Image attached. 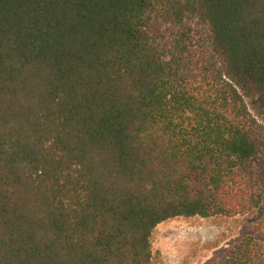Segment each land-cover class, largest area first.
Returning a JSON list of instances; mask_svg holds the SVG:
<instances>
[{
    "label": "trees",
    "instance_id": "16d2710c",
    "mask_svg": "<svg viewBox=\"0 0 264 264\" xmlns=\"http://www.w3.org/2000/svg\"><path fill=\"white\" fill-rule=\"evenodd\" d=\"M252 112L264 0H0V264H161L159 224L256 212Z\"/></svg>",
    "mask_w": 264,
    "mask_h": 264
},
{
    "label": "rangeland",
    "instance_id": "374dc122",
    "mask_svg": "<svg viewBox=\"0 0 264 264\" xmlns=\"http://www.w3.org/2000/svg\"><path fill=\"white\" fill-rule=\"evenodd\" d=\"M249 106V102L247 101ZM264 126V119L253 113ZM264 211L231 219H174L159 224L153 231L152 251L161 264H210L219 261L225 253L245 237L264 243V237L255 231V225Z\"/></svg>",
    "mask_w": 264,
    "mask_h": 264
}]
</instances>
